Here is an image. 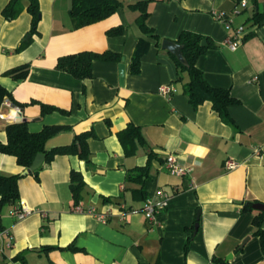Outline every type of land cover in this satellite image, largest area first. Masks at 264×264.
Segmentation results:
<instances>
[{"label":"crops","instance_id":"crops-1","mask_svg":"<svg viewBox=\"0 0 264 264\" xmlns=\"http://www.w3.org/2000/svg\"><path fill=\"white\" fill-rule=\"evenodd\" d=\"M9 1L0 0V85L24 107L4 99L0 142L6 141L7 125L22 121L31 132L62 128L47 141L48 149L68 145L84 132L92 131L93 137L89 164L59 155L43 163L37 177L27 174L18 181L19 201L4 207L0 218V264H264L253 214L242 210L245 203H264V21L251 20L255 12L264 13V0H246L238 15L233 0H152L148 6L147 24L162 40L176 41L189 31L215 45L198 58L197 67L212 87L228 89L239 101L228 109L235 127L209 102L192 107L182 91L187 75L178 81L173 59L153 42L141 58L140 72L131 74V57L144 35L136 23L138 12L128 5L140 0H118L122 6L113 15L85 26L71 19V0H39L36 33L30 32L28 0L14 4L20 9L14 19L2 14ZM215 12L229 15L231 30L213 17ZM118 26L121 34H107ZM239 26L245 33L232 51L226 40ZM83 51L121 54L123 83L122 60L94 62L92 78L86 80L55 68L58 58ZM25 64L23 80L5 74ZM167 85L174 89L170 97L159 91ZM40 104L67 113L41 116ZM129 123L144 139L133 156L124 154L117 138ZM149 152L146 199L158 191L169 196L156 223L130 212L140 210L146 199L137 193L140 184L126 181L129 171L147 164ZM168 154L191 167L190 175H169ZM229 160L237 164L231 170L225 168ZM71 170L85 183L78 205L106 215L105 221L75 211ZM23 171L15 157L0 153L1 174ZM16 206L32 212L17 220ZM71 243L75 249H66Z\"/></svg>","mask_w":264,"mask_h":264},{"label":"trees","instance_id":"trees-1","mask_svg":"<svg viewBox=\"0 0 264 264\" xmlns=\"http://www.w3.org/2000/svg\"><path fill=\"white\" fill-rule=\"evenodd\" d=\"M18 0H10L3 8L2 14L7 19H14L18 16L20 9L16 8ZM152 0H140L128 5L132 11L138 12L136 23L144 35L143 38L136 42L131 61V74H138L140 72V61L142 56L148 51L151 43L160 46L162 39L155 33V31L148 26L147 20L150 16L148 9L149 3ZM122 6L118 0H71V7L69 14L71 19L77 26H85L100 22L111 15ZM31 16V33L37 32V25L40 21V7L39 0H28L26 8ZM253 24H260L264 21V13L255 12L251 18ZM122 33V27L118 26L107 31L110 36L119 35ZM202 41H206L207 46H201ZM182 45V54L186 60L187 65L183 66L174 55L168 53L173 59L176 68L178 81L182 79L183 74L187 75V81L183 85V94L188 97L189 103L194 109H197L204 102H209L218 116L228 125L235 127L232 118L229 115L228 109L232 105L239 103L237 99L231 96L228 89L212 87L204 78L202 71L197 67L198 58L203 55L209 48H214L207 37L183 31L180 33L178 39L175 41ZM26 44L21 45L16 51L22 50ZM122 59L121 54L111 51H104L102 53H95L90 51H83L75 54H70L58 58L55 68L58 71L65 72L78 80H86L92 78V66L94 62L120 63ZM28 65H22L17 68L6 71L5 74L11 76L15 80H23L27 76ZM8 99L15 106L23 108L15 102L11 93L0 85V107L4 101ZM41 116L58 112L66 114L67 112L57 107L40 104ZM62 130L57 126H44L39 132H31L28 129L27 122L12 123L4 128L6 135L5 143L0 142V153L15 157L16 163L23 169H28L36 155L42 154L44 156V164H49L59 155L75 156L86 164L91 162V153L89 150L88 140L93 137V132L88 131L75 136L74 140L63 146H55L50 149L46 148L47 141ZM117 138L126 156H133L139 145L144 143L140 128L129 123L125 129L117 133ZM147 164L144 167L135 168L127 173L126 181L140 184V189L137 193L140 194L143 200L146 199L145 191L143 189L144 180L148 177L149 162L153 155L147 153ZM42 169V165L31 174L37 177L38 172ZM24 175L13 174L3 175L0 173V218L2 211L6 206H13L19 201L18 181ZM85 183L81 173L71 170L69 179V188L73 199L74 207L78 205L81 200V193L84 189ZM255 203V202H254ZM254 203H245L242 210H246L253 214L252 224L254 227L253 235L258 237L262 254H264V213L252 209ZM191 237L188 238L184 250H188ZM66 249H75L73 243L66 247Z\"/></svg>","mask_w":264,"mask_h":264},{"label":"built area","instance_id":"built-area-1","mask_svg":"<svg viewBox=\"0 0 264 264\" xmlns=\"http://www.w3.org/2000/svg\"><path fill=\"white\" fill-rule=\"evenodd\" d=\"M234 2H236L235 8H234V12L233 14L238 15L241 13L240 9H245L247 6V1L246 0H233ZM240 8V9H239ZM213 17L219 21L220 23H222L225 27V29L231 30L232 28V20L229 17V15H227L224 12H215L213 13ZM245 33V29L242 26H239L238 28H235L233 33L230 34L227 37L226 40V45L228 46V48L232 51L236 50L239 45H240V41L243 37V34ZM159 91L162 94H165L167 96H171V94L173 93L174 89L172 88L171 85H167V86H163L159 89ZM3 104V103H2ZM5 104H8L7 102ZM19 108L15 109L16 113H19ZM5 115L1 110L0 107V119H4ZM164 166L166 168V170L168 171L169 175L173 176V177H178V178H183L186 176H189L192 168L181 163L178 158L174 155V154H168L165 158V162H164ZM237 166V164L233 161H226L225 163V168L226 169H233ZM168 200H169V196L168 194L162 192V191H158L156 193L155 198L150 199L147 198L142 206V208L140 210H130V212L132 214H136V213H142L145 217V219L147 221H149L150 223H156V215L164 210L167 205H168ZM75 211L76 212H80V213H87V214H91L93 216H95L98 220L101 221H105L106 220V215L103 214H98L94 208H89L87 210H83L79 205H77L75 207ZM31 210L25 208V207H21V206H16L14 207L13 211H12V215L15 217V219L17 220H21L23 218H25L26 216L31 214Z\"/></svg>","mask_w":264,"mask_h":264},{"label":"water","instance_id":"water-1","mask_svg":"<svg viewBox=\"0 0 264 264\" xmlns=\"http://www.w3.org/2000/svg\"><path fill=\"white\" fill-rule=\"evenodd\" d=\"M201 46L205 47L207 46L206 41H202ZM160 48L176 57V59L183 65L186 66V60L182 54V45L177 44L175 41L163 39L160 42ZM122 63L119 64V72H120V84L123 83L124 78V58L121 59ZM44 161V156L42 154L36 155L35 159L33 160L31 166L23 171V175L31 174L32 172L36 171ZM252 209L255 211H259L264 213V203H254L252 205ZM197 216H199V211L197 213ZM262 226H264V222H262ZM197 229V224L195 225V230ZM245 242L242 243L241 247L243 246Z\"/></svg>","mask_w":264,"mask_h":264}]
</instances>
